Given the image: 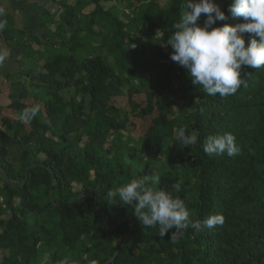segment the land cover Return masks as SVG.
I'll return each instance as SVG.
<instances>
[{
	"label": "trees",
	"instance_id": "1",
	"mask_svg": "<svg viewBox=\"0 0 264 264\" xmlns=\"http://www.w3.org/2000/svg\"><path fill=\"white\" fill-rule=\"evenodd\" d=\"M101 1L111 0L61 4L55 54L16 72L27 68L40 111L28 123L1 120L0 264H264V67L245 69L247 87L234 95L208 96L166 44L185 0H118L120 9ZM214 2L228 16L214 26L243 22L228 13L230 0ZM12 31L2 27V41L26 59L28 40ZM9 84L8 106H36L24 84ZM181 127L196 144L177 140ZM226 132L239 155H206L204 140ZM133 179L183 199L194 220L220 213L225 223L189 228L176 243L170 232L160 237L132 206L108 202V189Z\"/></svg>",
	"mask_w": 264,
	"mask_h": 264
},
{
	"label": "clouds",
	"instance_id": "2",
	"mask_svg": "<svg viewBox=\"0 0 264 264\" xmlns=\"http://www.w3.org/2000/svg\"><path fill=\"white\" fill-rule=\"evenodd\" d=\"M227 11L233 17L242 18L243 22L235 26L227 23L214 26L218 21L228 19L214 0H185L184 11L180 19L173 22L175 31L166 43L173 50L170 59L186 68L192 84L202 87L208 96L234 95L241 86L247 87L245 77L250 73L245 69L264 67V0H230ZM202 14L201 25L198 21ZM244 33L254 34L248 43ZM2 59L3 55H0ZM39 111L38 105L26 107L21 113V122H31ZM176 138L185 147L196 144L198 140L183 127L177 131ZM202 148L208 156L234 157L241 151L236 137L230 132L207 137ZM151 181L158 185L160 176L153 173ZM173 187L179 190V185ZM106 195L112 205L132 206L142 228L158 226L160 237L170 232V240L174 243L189 228L198 233L205 227L211 229L225 223V217L220 213L209 214L202 221L192 219L183 199L175 197L171 191L148 187L146 179H133L110 188ZM62 264L68 262L65 260Z\"/></svg>",
	"mask_w": 264,
	"mask_h": 264
},
{
	"label": "rangeland",
	"instance_id": "3",
	"mask_svg": "<svg viewBox=\"0 0 264 264\" xmlns=\"http://www.w3.org/2000/svg\"><path fill=\"white\" fill-rule=\"evenodd\" d=\"M21 1L22 2L20 4L22 8H24V6H26L27 4L36 3L37 5L42 6L48 12V13H44L41 10L39 12L36 9L37 6L33 4L34 8L37 10V13L39 14V16L41 14L40 17H42L45 23H43V29L40 26L35 25L34 30H32V32H38V33L43 32L44 36L43 38H39L38 43L29 41L30 38L29 36H27L26 30H24V27H26V24L28 23L25 13L14 10L13 7L18 6V5H15L16 3L15 0H0V24H2L3 25L2 27L5 29L7 28L13 29L12 33H13L14 39L20 38V39H23L24 41L28 40L27 44H29V46L31 47L28 51H26L28 55L26 59L24 58V54H23V60H22L23 63L21 61L15 62L13 65V68L11 69V71H9V73L5 71L0 72V84H2L0 85V93H4L6 95L5 92L10 93L11 90L13 91V89L15 88V84L13 86L9 83L13 80H18L21 86L24 84L23 86L28 88L27 93H26L27 99L24 101L32 105H36L39 101L34 95L35 92H37V90H35L34 88H32V86H30V79H29L30 76L26 75L27 73L26 69L41 66L42 64H44L45 61L50 60L51 56L55 54V46L52 45L55 40V36L53 35V32L55 31L56 23L58 22L60 15L63 12L62 11L63 8L60 5L63 3H66L67 5L71 6L75 3L76 0H21ZM101 4L104 5L105 7H110L114 5L116 8H119L120 6H122L120 5V2L118 0H111L108 2L101 1ZM93 8H94L93 5L87 6L85 9H83L82 13L88 14L89 12L93 10ZM2 27H0V29ZM161 46L165 48V46L163 45ZM7 54H8V50L2 41L1 32H0V55H3L8 59L9 56H7ZM25 65H28V66L23 72V74H21L20 79L15 78L16 72H18V75H19L20 74L19 70L24 69ZM7 74L10 75L9 79L8 78L6 79L5 75ZM3 90H6V91L4 92ZM7 98L6 100L0 99V128L1 129H3V127L1 126V120L3 117L10 118L13 121L16 119H20L21 113H22L21 111L11 106H8L10 102H12L14 97L9 96L8 94ZM174 107L176 110L177 106H174ZM123 134L124 136L126 135L125 133ZM39 157L42 158V155H40ZM74 189L78 191L80 187L78 185H74ZM4 255L5 253L2 250H0V261L2 260V257Z\"/></svg>",
	"mask_w": 264,
	"mask_h": 264
},
{
	"label": "crops",
	"instance_id": "4",
	"mask_svg": "<svg viewBox=\"0 0 264 264\" xmlns=\"http://www.w3.org/2000/svg\"><path fill=\"white\" fill-rule=\"evenodd\" d=\"M16 3L15 5L18 6H14V10L16 11H21L23 13H25L28 23L26 24V27H24V30L28 31L27 36H29V34L31 33L33 36H36L38 39L41 38V36L44 34L42 33H38V32H32V30H34L35 25H39L38 20H39V14L37 13V10L39 11V7L42 8V6L37 5L36 3H30L27 4L26 6H24V8H22L21 6V0H15ZM33 4H35L37 7L36 9L34 8ZM42 29L43 27L40 26ZM38 33V34H37ZM23 51L21 50V48L17 47V46H12L10 47V49L8 50V54L7 56H9V58L7 59L5 56H3V63L0 64V72H7L9 73V71H11V69L13 68V65L15 62H19L23 60ZM23 63V62H22ZM2 85V84H0ZM5 87V86H4ZM4 92L6 90H3ZM6 95L4 93H0V99L6 100V98L8 97L9 92H5ZM8 99V98H7Z\"/></svg>",
	"mask_w": 264,
	"mask_h": 264
},
{
	"label": "water",
	"instance_id": "5",
	"mask_svg": "<svg viewBox=\"0 0 264 264\" xmlns=\"http://www.w3.org/2000/svg\"><path fill=\"white\" fill-rule=\"evenodd\" d=\"M123 244V243H122Z\"/></svg>",
	"mask_w": 264,
	"mask_h": 264
}]
</instances>
